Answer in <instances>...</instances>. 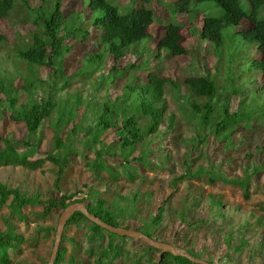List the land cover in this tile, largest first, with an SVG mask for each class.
<instances>
[{"label": "trees", "instance_id": "obj_1", "mask_svg": "<svg viewBox=\"0 0 264 264\" xmlns=\"http://www.w3.org/2000/svg\"><path fill=\"white\" fill-rule=\"evenodd\" d=\"M39 1L42 4L33 7L29 0H0V20L12 19V27L15 28L11 35L14 42L9 43V38L5 34H0V45L10 44V52L13 54L11 64L15 73L19 74L16 79L19 82L13 77L8 85H3L0 78V120L5 115L13 122L22 123L26 131V137L19 142L7 134L0 137V167L19 166L29 171H36L42 169L46 162L51 163V169L57 172L53 181L55 196L43 201L38 192L28 194L19 186L9 187L0 183V207L9 201L8 216L4 220L5 228L0 231V264H12L22 252L21 245L27 242V239L16 231V226L11 221L13 217L26 223L31 219L33 220L29 222L37 221L35 236L30 240L32 245L36 244L41 233L44 238H47L51 231L55 232V227L40 225L47 219L52 209L58 207L63 210L72 203H83L88 212L107 224L119 227L117 217L110 211L104 199L92 201L86 198L73 199V194L62 192L60 181L64 169L70 163L68 155L71 156V154L68 151L71 142L78 141L89 148L93 158L89 159L85 156V165L87 168L93 166L95 169L93 174L110 173L113 182H118L119 178L131 182L137 178L143 179L132 163L142 162L145 159L148 161V154L152 153L151 140L163 139L165 134L174 128L177 114L176 112L167 114V94L175 101L180 117L190 128L195 129L197 144L205 148L209 147L207 133L213 137L211 145L217 149H224L230 148L231 142H234L235 133L256 130L257 125H264V115L255 110L257 106H253L255 94L258 96L264 93V0H176L166 6L161 3V11L164 14L163 35L155 45L156 52L154 55L146 53L141 57V61L129 63L126 67H120L122 59L134 51L139 46L137 45L139 42L148 37V28L153 22L161 20L153 9L145 6L150 0H140L144 3H140L137 7H133L137 0H130L127 6L120 5L117 3L118 0H114L115 5L107 0H88L86 8L68 13L63 12V0ZM204 3L208 5L205 6ZM215 6L222 11L221 15L217 14ZM170 7L177 11L178 15L192 18L190 31L198 41L196 47L189 49L183 43L180 32L183 23L170 18V15L165 18V13L167 14ZM81 14H90L89 25H85L88 20H84ZM21 15L22 18H20ZM198 17H201L200 26L195 22ZM20 24L26 26L32 24L34 29L22 34ZM88 26L89 29H87ZM207 47H210L209 49L216 55L217 65L220 66V63L225 61L224 50L232 60L231 62L238 67L235 69L239 71L225 69L226 84L223 86L218 85L215 73L207 69L204 64L206 63L204 52ZM78 48L83 50L80 60L82 65H78L73 73L67 75L68 55L74 51L77 52ZM163 51L170 53L174 58L187 57L190 53L194 55L190 65L184 67L183 77L173 79L164 76L160 64L156 61V57L165 56L162 54ZM0 60L5 59L0 58ZM108 62L110 63L108 71L100 73V68ZM41 68L47 69L46 77L37 73V70ZM95 73H98L99 87H104L106 90L107 99L99 103L90 101L83 97L84 89L81 86L70 107H75V113L71 111L65 113L61 123L55 122L51 127L53 136L51 141H48L50 147L43 154H38V149L45 139L44 124L51 113L60 107L59 102L48 98V94L55 93L52 87L62 90L72 82L84 85ZM244 76L248 77L247 87L236 84V81ZM121 82L124 84L125 92L122 96L111 100L108 95L110 88ZM104 83H109L110 86L106 87ZM44 85L49 87L50 93L42 97L38 89ZM21 90L26 92L28 101L17 105ZM260 90L262 92H259ZM235 99L236 105H233ZM80 110L83 112L82 118L85 114L91 113L95 123L93 126L89 125L88 128L80 130L81 120L79 119L78 123H73L67 130L69 122L77 118ZM256 114L259 115L258 118L261 117V120L257 117L255 119ZM165 122L167 125L162 129ZM90 128L93 131L112 129L115 131V138L109 143L98 141V137L96 141H87V132ZM37 131L40 132L39 136ZM64 131H68L66 134L68 144H65L61 138V133ZM80 133L84 134L85 142L79 138ZM31 135L35 136L34 142L30 140ZM220 139L224 142L220 143ZM142 142L147 145L145 150L139 149V144ZM241 142L243 140H240ZM20 145L25 149L18 152ZM261 145L256 146L255 154L260 151ZM136 148L139 149V155L131 156ZM254 155L247 153L239 164L240 170L245 175L242 178L237 176L229 178L219 168H210L212 161L208 159V155H202L208 164L190 171L189 158L185 159L182 165L183 171L174 181L191 179L197 181L200 177L206 176L208 185H214L218 181L238 184L243 190V198L248 200L247 181L251 179L255 182L264 172V159L261 157L255 159ZM108 158L115 159V165L108 164L106 161ZM154 167L163 168L164 163L153 160L150 168ZM189 197L196 198V196L188 195L187 201ZM210 198L217 203L220 196L211 195ZM166 200H163L156 209V214L150 221L151 227L161 224ZM36 204L43 205L39 211H32L28 215L21 212L26 206ZM184 216L185 214L182 215L183 218ZM84 223H88L85 227H87V235L91 243L89 256H96L94 264H111L112 260L119 259L130 251V248L125 250L126 244L118 241L117 237L122 236L104 230L91 223L80 212H75L65 225L53 264H85L76 263L73 257L65 258L67 249L62 246L66 238L64 235L66 227L69 225L80 227ZM256 224L262 227V219L258 218ZM246 226L249 229L253 228L250 224ZM133 229L141 232L137 226ZM142 233L180 249L173 240L160 239L151 232ZM105 234L107 237L105 247L96 255L94 250L101 248ZM176 235L174 233V237ZM138 242L146 248L144 254L147 253L148 264H197L182 255L170 253H164L160 259V250L139 240L135 243ZM245 244V240H240L237 250H241ZM186 252L212 264H218V262L222 264L225 256H229L225 253L216 263L209 255L203 256L191 248L186 249ZM152 253H156L157 258H152ZM143 258V255L138 254L134 264H141ZM17 264L27 263L19 261Z\"/></svg>", "mask_w": 264, "mask_h": 264}, {"label": "rangeland", "instance_id": "obj_2", "mask_svg": "<svg viewBox=\"0 0 264 264\" xmlns=\"http://www.w3.org/2000/svg\"><path fill=\"white\" fill-rule=\"evenodd\" d=\"M107 1L111 4H116L114 0ZM174 1L176 0H150L149 4H145V6L153 9L155 14L160 16L161 20L153 22L148 28V37L139 42L137 44L139 46L136 49L133 48L134 46L132 47L135 50L128 53L122 59L120 67H126L129 63H138L141 61V57L146 53L154 55L156 52L155 45L158 39L163 35L164 14L163 11H161V3L166 6V4L168 5L169 3V5H171ZM29 2L33 7L42 4L39 0H29ZM63 3V12H77L80 11V9L82 10L83 7H87L88 0H63ZM117 3L122 6H127L130 4V0H118ZM140 3L142 4L144 2L140 0L135 1L133 7H137ZM203 5L206 6L208 4L204 3ZM214 9L217 14H222V11L218 7L215 6ZM81 15L84 20H88L85 25H89L91 21L90 14ZM168 15H170V18L177 19L178 22L183 23V27L180 31L183 37V43L189 49L190 47H196L198 41L195 40L196 37L192 34V31H190L192 18L188 16L184 18L178 15L177 11L175 12L171 7L169 11H167V14L165 13V18H167ZM22 17L21 15L20 18ZM195 22L200 26L201 17L195 19ZM14 29L15 28L12 27V19L7 18L0 20V34H5L9 38V43L14 42L11 36ZM20 29V32L23 34L34 29V27L32 24L27 26L21 25ZM87 29H89V26ZM209 48L210 47L205 48L204 59H206V63L204 64L207 69L215 73L218 85L223 86L226 84L225 69L239 71L235 69L238 67L235 63L233 64L231 62L232 60L227 56L224 50L223 57L225 61L220 63V66L217 65V57ZM82 53L83 50L78 48L77 52L74 51L72 54L68 55L66 61L68 64L66 70L67 75L73 73L78 65H82L80 62ZM162 54H165V56L161 58L156 57L157 59H155L160 64L164 76L173 79L181 78L185 75L183 74V69L187 65H190L191 59L194 57L191 53L187 57L178 58H174V56L168 52L163 51ZM12 57L13 54L10 52V44L0 45V58L5 59L0 60V78L3 85H8L13 77L15 81L19 82L16 80L19 74L15 73L11 64ZM109 68L110 63L108 62L106 65L103 64L99 72L106 73ZM37 73L42 77H46L47 69H38ZM126 76H128V74ZM97 77L98 73H95L84 85L78 82H72L66 85L62 90H57L55 87H52V91L55 93L50 94L51 96L48 94L50 93L48 86L44 85L38 89L41 91L42 97L48 94V98L55 102H59L60 106L51 113L50 118L44 124L45 139L38 149V154H43L50 147L48 141H51L53 136L51 127H53L55 122L61 123L64 118L62 116H64L65 113H69L70 111L75 113V107H70L72 101L75 99V94L79 91L78 89H81V86H83L84 89L83 97H86L88 100L99 103L107 99L106 90L104 87H99V79ZM247 79L248 77L245 76L244 78H239L236 84L247 87ZM124 80L127 81L126 79ZM57 83L59 84L58 80ZM104 85L106 87L110 86L109 83H104ZM123 88V82L117 83L116 86L111 87L108 93L110 99L112 100L122 96L123 92H125ZM259 92L262 91L260 90ZM27 97L26 92L21 90L18 94L17 105L26 103L28 101ZM166 98L168 103L167 114L176 112L177 119L174 128L167 132L163 139L153 138L151 140L150 146L152 147V153L148 154V161L145 159L142 162L132 163L138 175L142 176L143 179L137 178V180L129 182L123 178H119L118 182H113L110 178L112 176L110 173H108L110 176L105 172L93 174L95 170L93 166L87 168L85 165V156H88L89 159L93 158L92 153H89V148L84 147L82 143L78 141H73L70 143L71 146L68 151L71 154V156L68 155L70 163L69 166L64 169L60 181L62 192L73 194V198H86V200L91 201L104 199L110 211L117 217L119 227L133 229L134 226H137L141 232H151L160 239L175 241L176 245H178L181 250L186 251V249L191 248L203 256L209 255L216 263L219 257L228 253L229 256H225L223 259L224 263L222 264H264V172L257 177L258 179L255 182L251 179L247 181L249 193L248 200L243 198V190L238 184H227L218 181L214 185H208L206 183V176L200 177L197 181L193 179L189 181L183 180L181 182L174 181V179L182 173V165L185 159L189 158L190 171H195L199 167H204L208 164L207 160L204 159L202 155H208V159L212 161V164L209 163L210 168H219L226 177H244L245 175L240 170L239 164L247 153H252L253 155L256 153L255 148L258 144H262V148L258 154L254 155V158L260 159L261 157L264 159V125H257L258 129L256 130L245 133H235L233 137L234 142H231L230 148L224 149H217V147L211 145L213 137L207 133L206 138L209 147L205 148L197 144L194 135L195 129L190 128L185 123V120L180 117L172 97L167 94ZM253 98L255 100L253 106H257L255 110L259 111L263 116L264 93L262 92L258 96L255 94ZM61 100L62 103H60ZM235 103L236 99L233 105H236ZM82 113V110H80L79 114L77 113V118L69 122L67 130L72 127L73 123H78L79 119L81 120L80 130L88 128L89 125L93 126L95 122L92 120L91 113L85 114L83 118ZM257 116L259 115L256 114L255 119ZM257 119L261 120V117H257ZM166 125L167 123L165 122L162 129H164ZM40 129H42V127ZM39 133L40 132L37 131L38 136ZM67 133L68 131L61 133V138L65 144L69 143L66 138ZM4 134H7L9 137L16 140V142L26 137L24 125L22 123L13 122L5 115L0 120V137ZM83 137L84 134L80 133L79 138L82 139V142H85V137L84 139ZM97 137L98 141L101 140L105 143H109L115 138V131L112 129L107 131H93L90 128L87 132L86 140L96 141ZM30 140L34 142L35 136L31 135ZM240 140H243V142L240 143ZM219 142L223 143L224 140L220 139ZM140 144L139 149L142 148L145 150L147 145H145L144 142ZM97 145L99 146L100 143L98 142ZM18 147V152L25 149L22 145ZM139 149L136 148L131 156L137 157L139 155ZM74 153H76V155H73ZM33 158H36V156H33ZM153 160L164 163V167L150 168L153 165ZM106 161L110 165H115V159L108 158ZM51 166V163L46 162L42 169L36 171H29L19 166L0 167V183L9 187L19 186V188H22L23 191L28 194L38 192L41 195L40 198L46 201L55 196L53 181L57 172L53 171ZM111 174H113V172H111ZM210 194L213 196H220L219 202L216 203L211 201ZM188 195L196 196V198L189 197L187 201ZM165 199H167V202L164 206L163 220L159 226L151 227L150 221L155 216L158 206H160ZM8 203L9 201L0 207V231L5 228L4 220L5 217L8 216ZM42 206L43 205L38 204L26 206L21 212L28 215L32 211H39ZM61 212L62 209L58 207L52 209L47 219L40 225L56 227ZM183 214H185L184 218L182 217ZM258 218L262 219V227L256 224ZM32 220L33 219L29 221ZM11 221L15 224L16 231L27 239V242L21 245V254L17 256L12 264H17L19 261L27 264H47L55 232L51 231L47 238H44L42 236L43 233H41L39 238H37L36 244L32 245L30 244V240L35 236L37 221H28V223H26L23 220H18L17 217H13ZM87 224L88 223L81 224L80 227H76L75 225L67 226L64 235L72 239V241L68 242L65 240L62 246L67 249L65 258L73 257L76 263L94 264L96 256H89L91 243L87 235V227H85ZM246 224L252 225L253 228L249 229ZM174 233L177 234L175 237ZM106 234L104 241L100 245L101 248H99V250H94L96 255L105 247L107 242ZM122 237H117L118 241L126 244L125 250L130 248V251H128L127 254H123L121 258L112 260L111 264H134L138 254L144 257L141 264H148V258L146 257L147 253L144 254L146 250L145 246L140 242L135 243L137 240H132V238ZM242 239L246 241V244L238 251L237 246ZM152 258H157V254L152 253ZM218 264L221 263L218 262Z\"/></svg>", "mask_w": 264, "mask_h": 264}, {"label": "water", "instance_id": "obj_3", "mask_svg": "<svg viewBox=\"0 0 264 264\" xmlns=\"http://www.w3.org/2000/svg\"><path fill=\"white\" fill-rule=\"evenodd\" d=\"M75 212H80L91 223L103 228L104 230H106L110 233H113V234L118 235V236H125V237H129V238H132L135 240H139V241L145 243L146 245H148L154 249L160 250V255H159L160 259L164 253H170L173 255H182L185 258H187L190 261L197 263V264H212L206 260L195 258L192 255H190L189 253H187L186 251L181 250V249H177V247H175L174 245H171L169 243H164V242H161L158 240H154V239L148 237L147 235L143 234L140 231H137L134 229H125L122 227H115V226H112L110 224H107V223L103 222L100 218H98L95 215H93L92 213L88 212L86 206L83 203H72V204L68 205L67 207H65L62 210V212L60 213L59 218H58L57 223H56L55 237H54L50 257L48 259L47 264H53L54 263V260L56 258L57 253H58V250H59V244L61 241V237H62V233H63L64 228H65V225H66L67 221L69 220V218Z\"/></svg>", "mask_w": 264, "mask_h": 264}, {"label": "crops", "instance_id": "obj_4", "mask_svg": "<svg viewBox=\"0 0 264 264\" xmlns=\"http://www.w3.org/2000/svg\"><path fill=\"white\" fill-rule=\"evenodd\" d=\"M65 240L68 241V242H69V241H72V239H70V238H68V237H66ZM65 240H64V241H65Z\"/></svg>", "mask_w": 264, "mask_h": 264}, {"label": "clouds", "instance_id": "obj_5", "mask_svg": "<svg viewBox=\"0 0 264 264\" xmlns=\"http://www.w3.org/2000/svg\"><path fill=\"white\" fill-rule=\"evenodd\" d=\"M73 199H75V198H73Z\"/></svg>", "mask_w": 264, "mask_h": 264}]
</instances>
